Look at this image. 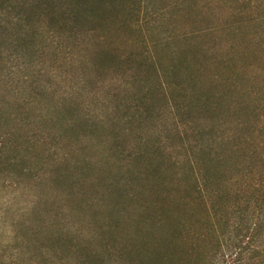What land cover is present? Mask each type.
<instances>
[{"label":"rangeland","instance_id":"1","mask_svg":"<svg viewBox=\"0 0 264 264\" xmlns=\"http://www.w3.org/2000/svg\"><path fill=\"white\" fill-rule=\"evenodd\" d=\"M106 2L79 23L65 7L60 49L47 41L35 68L28 56L0 61V135L12 108L22 144L42 131L14 168L0 161V264H264V234L252 237L262 206L247 212L226 181L200 191L186 180L220 145L236 154L237 180L264 177V58L244 42L264 38V0L252 13L245 0ZM154 35L169 48L154 51ZM149 54L180 65L172 93ZM129 58L147 77L134 80ZM61 105L71 112L55 122Z\"/></svg>","mask_w":264,"mask_h":264},{"label":"trees","instance_id":"2","mask_svg":"<svg viewBox=\"0 0 264 264\" xmlns=\"http://www.w3.org/2000/svg\"><path fill=\"white\" fill-rule=\"evenodd\" d=\"M21 1L23 0H0V61L3 62L5 59L10 61L13 58L21 59L24 56H28L31 59V62L26 61V64L28 65L26 68L31 69L36 67L35 64L33 65L32 63L33 60H37V58L39 59L43 55L45 56L46 48H48L46 46L47 41L50 42V46L52 44L54 45V53L56 50L54 47L60 49V42L57 40V38L61 37L60 34H63L62 32L66 30L69 25L68 19L65 17H70L72 15L71 13H73V22H87V18L97 13L98 10H102L103 12L104 6L107 3L106 0H29L26 1L27 4L24 7ZM92 1L95 2V5L91 4ZM262 1L263 0H245L243 5L245 10H247L249 13H252L251 10L254 11L257 8L259 9L261 4L263 5ZM26 7H29L28 10L25 9ZM65 7L69 8L71 13L65 11ZM75 15H78L79 17L77 18ZM257 18H259V16H257ZM78 19H80V21ZM246 37L247 38L244 39L245 45H249L254 42L253 47L250 48L256 49L257 47L259 53H262V57L264 58V38L256 39L252 36ZM151 44L154 51L161 52V50L164 51V48H169V39L154 35ZM229 47H231V50H234L236 44H230ZM67 55L69 57H74L73 54H66V56L64 54L63 57H67ZM162 55H164V53L161 54V57ZM105 58V55L102 56L99 61V65H102V63L105 62ZM169 58H175L174 52H172V56ZM147 59V64L145 66L149 65L147 68L150 71L156 73L157 77L164 79V83L167 84V88L170 93H172L170 89L173 84H176V87H179L180 83L178 84V82H173L175 81V75L180 68L178 63L176 66L168 65L164 62L162 63V61L159 62L158 59L156 62L154 60L153 54L152 57L150 56ZM128 61L132 62L133 64L135 63V66L132 67L134 70L132 77L136 82L139 81L137 78H141L142 76L147 77V74L143 70V67H145V60L137 62L136 58H129ZM221 64H223L222 61ZM257 65H259V63L256 64V66ZM115 69L122 68H119L118 65V67L115 66ZM141 72H143L145 75ZM219 79H222V77L220 76ZM227 84L230 85V87H234L235 91L238 90L240 94L244 92L242 86L237 85L238 82H233L232 85V83L227 81ZM172 90L174 89L172 88ZM225 96L226 94L224 92H221L217 95L216 98H218V101L214 102L213 111H221L219 105L224 101ZM173 100L174 99L172 97L171 102H173ZM61 107L62 105L55 106L54 108L51 107L53 112H57L58 114L61 113V117L56 115V119H54L55 122L61 121L60 119H63L66 114L71 112V109L68 105H64L62 107L63 112L61 111ZM12 110L15 111L14 115L8 114L7 119L10 120L13 125L7 128L8 130H5L0 135V161L2 164H7V166L10 168H14L16 165H18L17 162L20 159V148L24 147L23 144L35 138V134L38 136V134L42 132L39 128L32 129L34 133L31 132V134L33 133V136H27L24 141L25 143L23 142L22 144L20 140L22 138L24 139V137L20 138L16 130L17 126H20L22 121L21 119L17 118L19 114V111H17L18 109L12 108ZM1 117L2 116H0V119ZM220 118L221 117L219 115L214 116L212 123L215 124L220 120ZM48 121H53V119ZM244 125L245 124H243V126ZM70 126L71 125L63 126L62 130L64 134L68 133L67 130ZM222 137L230 139L229 142H231L233 138L236 139L235 133L228 130L223 132ZM46 140L47 136L41 138L42 142H46ZM214 150H212V156L209 155L210 157L201 159V162H199L196 158L197 161L195 160V165L189 167L191 174L186 173V180L190 181L189 185H191L195 190L201 191V189H203V185L206 187V183L208 181L211 182L212 180L216 184L226 181V183L230 185L229 188H234L233 192L239 190L235 194L236 202L240 196L245 198L246 201L244 209L247 212L256 206L260 208L259 205H261L264 209V177H260L259 174L251 172L248 173V175H250L246 181L244 180V176L242 180H237V175L234 173V168H237L236 154L234 151L221 145L220 147L218 146L214 148ZM154 167L155 166L152 167L153 173L155 172ZM24 170L22 169V171ZM197 173L200 175V178L197 177ZM199 180H201L202 183ZM236 207H238V204H236ZM253 227L254 232L252 237L255 238L257 235L264 234V216L259 218L258 221L253 222ZM263 252L264 251H259V253ZM80 264H86V261H83L82 259Z\"/></svg>","mask_w":264,"mask_h":264}]
</instances>
